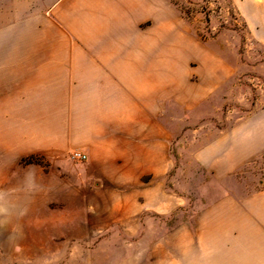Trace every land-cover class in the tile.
Returning <instances> with one entry per match:
<instances>
[{"label": "rangeland", "instance_id": "374dc122", "mask_svg": "<svg viewBox=\"0 0 264 264\" xmlns=\"http://www.w3.org/2000/svg\"><path fill=\"white\" fill-rule=\"evenodd\" d=\"M56 1L0 0V100L6 47L52 26ZM153 6L149 139L102 161L28 155L0 115V264H230L245 244L264 190V0Z\"/></svg>", "mask_w": 264, "mask_h": 264}, {"label": "crops", "instance_id": "0c3cea01", "mask_svg": "<svg viewBox=\"0 0 264 264\" xmlns=\"http://www.w3.org/2000/svg\"><path fill=\"white\" fill-rule=\"evenodd\" d=\"M157 3L57 0L41 15L52 26L6 47L0 115L16 147L28 155L79 149L102 161L97 149L150 138ZM247 215L245 244L230 264H264V190Z\"/></svg>", "mask_w": 264, "mask_h": 264}, {"label": "built area", "instance_id": "2783aa9c", "mask_svg": "<svg viewBox=\"0 0 264 264\" xmlns=\"http://www.w3.org/2000/svg\"><path fill=\"white\" fill-rule=\"evenodd\" d=\"M71 158L74 160H86L87 155L81 152H73V154L71 155Z\"/></svg>", "mask_w": 264, "mask_h": 264}]
</instances>
